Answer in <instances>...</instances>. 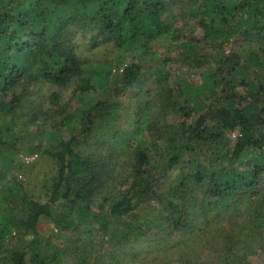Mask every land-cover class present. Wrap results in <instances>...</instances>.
<instances>
[{
  "label": "trees",
  "instance_id": "trees-1",
  "mask_svg": "<svg viewBox=\"0 0 264 264\" xmlns=\"http://www.w3.org/2000/svg\"><path fill=\"white\" fill-rule=\"evenodd\" d=\"M172 1L0 0V115L5 118L16 116L24 108L38 83L64 87L89 72L106 86V77L78 57L72 44L75 29L95 32L93 45L99 39L114 40L125 53H148L155 42L170 38L185 49L183 64L189 67L208 64L207 56L198 53L202 43L221 48L233 42L238 48L218 61L215 72L206 75L205 85L189 88L195 102L194 117L184 115L188 118L176 126L178 133L168 140L167 150L154 144L156 156L165 162L162 169L179 170L174 181L161 192L149 170L150 152L136 147L132 183L114 200L109 215L102 207L95 208L96 195L110 176L108 166L93 155L77 151L80 144L75 137L59 141L50 153L57 161L58 176L48 202L40 203L22 183L10 177L14 163L10 153L18 139L12 135L8 121L1 125L0 264H26L28 255L33 264L61 262L63 250L38 233L42 219L65 234L85 225L97 226L109 244L125 246L150 230L147 223L134 216L147 203L160 204L169 213L168 221L175 231L190 225V210L200 203L197 193L203 196L206 208L221 210L254 198L264 208V81L257 75L251 79L249 73L251 68L264 73V0H192L191 9L203 31L201 39L174 27L168 19ZM140 73L137 63L126 68L125 85L132 86ZM158 76L161 82H167V73L161 71ZM89 79L83 80L82 92L91 87ZM236 83L245 86L247 97L256 99L244 102L247 97L239 95ZM163 96V111L184 112L173 101L171 90H164ZM209 98L212 101L207 106ZM118 109L116 103L102 100L84 106L79 111L80 132L91 134L97 118ZM235 132L240 136L232 143L230 137ZM261 226L264 228V218ZM78 264L104 262H92L91 256L85 255L78 258Z\"/></svg>",
  "mask_w": 264,
  "mask_h": 264
},
{
  "label": "rangeland",
  "instance_id": "rangeland-1",
  "mask_svg": "<svg viewBox=\"0 0 264 264\" xmlns=\"http://www.w3.org/2000/svg\"><path fill=\"white\" fill-rule=\"evenodd\" d=\"M170 3L168 19L174 27L185 35L201 39L203 31L191 9L192 0ZM73 32L72 44L77 48L78 57L106 77V86H101L98 78L89 72L64 87L38 83L16 116L0 115V126L8 121L7 126L18 139L10 153L14 162L10 177L22 183L38 202H48L59 169L50 153L56 150L59 141L75 137L80 144L77 151L93 155L108 166L110 176L104 179L105 185L96 195L95 208L102 207L109 215L114 200H118L132 183V157L136 147L150 152L149 170L161 192L174 181L179 170L162 169L165 162L156 156L154 144L158 143L162 151L167 150L168 140L178 133L176 126L188 118L184 115L194 117L195 102L189 88L205 85L206 75L215 72L218 61L237 52L238 48L233 42L221 48L202 43L198 53L207 56L208 64L189 67L183 64L185 49L170 38L163 37L155 42L148 53L140 50L125 53L114 40L103 42L99 39L93 45L91 38L95 32L78 29ZM251 48L246 46V49ZM135 63L141 65V73L132 86H126L124 71ZM161 71L168 74L166 83L160 81ZM249 73L251 79L257 75L264 81L261 70L251 68ZM84 79L91 82L86 93L80 90ZM234 86L240 96L247 97L244 85L236 83ZM164 90L173 92V101L183 108V113L178 109L163 111ZM248 98L244 102L253 101L256 96ZM98 100L116 103L119 109L97 118L91 134L81 133L80 109ZM211 101L209 98L206 105L210 106ZM239 136V132L231 135L232 143ZM158 137L163 139L157 141ZM196 195L200 203L190 210L191 223L182 231L172 228L169 213L157 202L142 205L134 216L147 223L150 230L145 237L125 246L109 244L97 226L85 225L65 234L49 220L42 219L37 230L63 250L59 264H78V258L85 255H90L92 262L101 259L104 264H264L261 202L254 198L255 201L243 200L242 204L234 203L215 210L203 206V196ZM26 264H33L30 255Z\"/></svg>",
  "mask_w": 264,
  "mask_h": 264
}]
</instances>
